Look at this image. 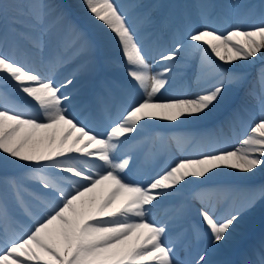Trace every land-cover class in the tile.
<instances>
[{
    "label": "snow or ice",
    "instance_id": "6c2138e0",
    "mask_svg": "<svg viewBox=\"0 0 264 264\" xmlns=\"http://www.w3.org/2000/svg\"><path fill=\"white\" fill-rule=\"evenodd\" d=\"M81 4L129 66V89L114 111L104 97L96 98L108 113L100 130L77 114L68 91L79 76L98 70L87 34L47 0H0V165L26 173L0 180V264H212L208 249L181 261L170 225L149 217L160 199L221 167L249 175L264 168V67L228 117L230 128L252 117L234 145L179 159L142 181L130 178L134 157L122 149L154 120H198L231 103L248 80L236 63L250 65L264 54V5L255 22L226 31L205 18L183 42L152 56L116 0ZM144 22L155 23L150 14ZM185 49L200 53L210 70L208 86L192 96H165ZM36 62L55 71L43 74ZM157 66L160 71H153ZM64 68L70 75L57 80ZM9 194L27 226L10 213ZM197 201L209 244L218 248L245 214L264 203V185L249 188L244 203L222 217L210 198ZM179 212L185 218V210ZM10 222L19 230L9 234ZM203 235L194 225L192 238ZM240 264H264V237Z\"/></svg>",
    "mask_w": 264,
    "mask_h": 264
},
{
    "label": "bare ground",
    "instance_id": "6f19581e",
    "mask_svg": "<svg viewBox=\"0 0 264 264\" xmlns=\"http://www.w3.org/2000/svg\"><path fill=\"white\" fill-rule=\"evenodd\" d=\"M51 1L79 26V19L74 14V9L78 11L84 9L81 0H72L69 3L65 0H47L48 3ZM116 2L122 6V10L127 13L130 23L134 25L138 40L148 35L151 37L149 45L143 47L152 56L171 49L177 38L195 28L194 15L188 12L189 8L194 12L195 6L205 7L208 13L219 21L218 24L214 21H208L209 24L218 30L226 31L230 25L236 23L247 26V24L255 22L261 12V6L264 5V0H181V4L168 0H116ZM236 4L248 7L237 8L234 6ZM147 14H150L155 21L151 26L144 22V16ZM199 16L200 18H207L200 9ZM84 23L87 21H80V24ZM92 25L101 30L100 36L93 32L91 26L79 27L95 45L94 54L98 53L96 57L98 70L91 75L79 76L74 87L70 86L68 91L72 93L73 107L77 114L82 118L86 117L87 123L95 128L97 123L102 126L105 125L108 116L107 112L97 106L96 98L98 96L108 98L109 111H114L113 105L119 103L111 100L109 83L110 81H117L118 78L113 73L112 68L123 67L127 64L115 41L103 32L97 22L92 20ZM162 36L166 38L163 45L161 47L153 46ZM186 54L191 55L192 61L185 60ZM258 56L259 58L253 64L237 62L235 66L243 71L255 68L264 61V54H258ZM211 58L216 63H221L214 56ZM150 61L152 63V60ZM36 63L43 74L55 71L38 64V62ZM224 66L227 67L228 65ZM64 72L60 74L59 78H55L62 80L68 77L71 69L67 68ZM257 72L254 71L248 75V80L245 83L246 88L256 78ZM209 80L210 70L201 61L200 53L193 50L182 51L172 69L169 85L164 94L165 96H192L207 87ZM88 92H90L91 101L84 99V95ZM243 92L234 96L231 103L228 104L230 106H221L207 117L198 120L189 119L175 123L162 120L151 122L122 149L134 157L133 168L129 173L130 178L134 181H142L147 176L165 168L168 163H174L177 159L196 158L202 152L234 145L243 134L244 125L252 119V117L244 119V124L237 125L235 128H230L227 124L232 109L244 97ZM219 122H222L224 128L220 127L218 131L212 132L207 130ZM103 127L95 129L100 130ZM159 147H163V149ZM0 172L17 178L26 175L22 167L12 164L0 165ZM259 185H264V168L257 171L255 175H249L239 172V170L221 167L215 171V174H210L206 180L188 184L175 196H166L160 199L156 207L152 209L149 220L159 223L167 222L170 225V235L178 241L177 246L181 261L191 260L203 249H208V258L212 264H240L249 247L264 237V203H258L254 210L247 213L250 218L241 219L233 228L230 238L226 242H222L218 248L207 247V241L199 246L196 239L192 238V228L197 223L194 218L188 217V211L198 213L197 210L200 205L197 197L210 198L217 205V215L222 217L232 211L234 207L244 203L249 188ZM181 208L185 210V220H181L179 223L177 221L172 222L175 218H180L179 210Z\"/></svg>",
    "mask_w": 264,
    "mask_h": 264
},
{
    "label": "rangeland",
    "instance_id": "374dc122",
    "mask_svg": "<svg viewBox=\"0 0 264 264\" xmlns=\"http://www.w3.org/2000/svg\"><path fill=\"white\" fill-rule=\"evenodd\" d=\"M67 3L69 2H72V0H65ZM168 1H171L173 3H176V4H181V0H168ZM50 4H53L54 2H49ZM74 9V8H72ZM199 9L204 12L205 14H210L208 13V11L206 10L205 7H202V8H199V6H195V11L193 12L190 8L188 9V12H191L193 13L194 15V23L195 25H198L199 24ZM74 14L77 16V18L79 19V26H83V25H88V26H91L93 27L92 25V19L89 17V15L85 12V10H76L74 9ZM83 20H86L87 23H84V24H80V21H83ZM214 22L216 24H218L219 21H217L216 19H214ZM93 32L97 35V36H100L101 34V30L96 28V27H93ZM150 36H144L142 39H140L139 41L141 42L142 46L146 47L149 45V42H150ZM166 38L165 36H162V38L157 42V44H153V46H156V47H161L163 45V43L165 42ZM97 54H94L95 55V58L97 57ZM185 60L187 61H192V57L191 55L189 54H186L185 56ZM149 63L151 64V61L149 60ZM264 64V61L263 63L257 65L255 68H250L249 70L247 71H244L247 73V75H250L252 74L254 71H258L259 69L262 68ZM128 67L129 66H123V67H120V66H117V67H113L112 68V71L113 73L117 76V81H113L109 83V91H110V94H111V100L119 103L120 100L122 99V97L124 96L125 92L129 89V85H130V78L128 77L127 75V70H128ZM196 68H197V65H196ZM199 70V68H197ZM153 71H160V67H154L153 68ZM55 77L56 78H59L60 77V74L59 73H56L55 74ZM246 86L244 85L238 93H235L234 96H237L239 95L241 92H243L244 90H246ZM244 93V92H243ZM230 95H233V92L232 90H230ZM91 100V95H90V92H88L86 95H84V99H89ZM105 100H109L108 98L104 97ZM230 106V105H228ZM255 111V110H254ZM249 117L251 116H245L244 119H249ZM222 122H219L217 123V125H213L211 126L209 129L207 128V130L209 132H212V131H218L220 127L224 128V126L221 124ZM104 126V125H103ZM102 125L100 124H96L95 125V128H101L103 127ZM160 149H163V147H159ZM179 160V159H177ZM176 160V161H177ZM173 163H168L166 166H169V165H172ZM5 178H12V176L8 175L7 173H4V172H0V180H4ZM11 198V199H10ZM9 205H13L14 208H16L15 206V203L13 202L12 200V197H11V194H9ZM195 211L193 212H189L188 211V215L194 217V219L196 220V223H197V226H199V228L203 231L204 235H203V238L202 239H199V240H196L197 243L200 245H202V243L204 241H207L208 245L207 247L211 246L209 244V240H208V236H207V230L204 228V225L202 224V222L200 221V217L198 215V213H194ZM244 216H247L250 218V215L248 214H245ZM181 220H185V218L183 219H180V218H175L172 222H180ZM247 220V219H246ZM20 221H23V220H20ZM13 224V223H12ZM14 227L19 230V224H14ZM220 264V263H218Z\"/></svg>",
    "mask_w": 264,
    "mask_h": 264
}]
</instances>
